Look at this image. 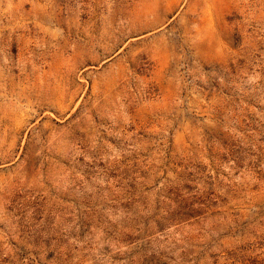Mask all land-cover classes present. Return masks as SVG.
<instances>
[{"label":"rangeland","instance_id":"obj_1","mask_svg":"<svg viewBox=\"0 0 264 264\" xmlns=\"http://www.w3.org/2000/svg\"><path fill=\"white\" fill-rule=\"evenodd\" d=\"M0 264H264V0H0Z\"/></svg>","mask_w":264,"mask_h":264}]
</instances>
